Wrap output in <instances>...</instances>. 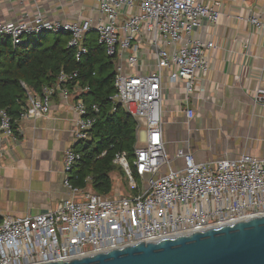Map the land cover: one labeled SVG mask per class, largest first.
I'll return each mask as SVG.
<instances>
[{"label":"built area","instance_id":"obj_1","mask_svg":"<svg viewBox=\"0 0 264 264\" xmlns=\"http://www.w3.org/2000/svg\"><path fill=\"white\" fill-rule=\"evenodd\" d=\"M93 1L100 13L96 20L49 19L36 10L17 21H0V38H10L13 46H27L34 36L64 33L69 36L67 46L77 49L79 59L86 52L82 46L85 36L96 32L106 54L117 59L116 93L111 99L120 103L137 123L138 142L131 165L125 153L116 154L114 163L124 171L129 188L139 192L134 196H99L90 189L71 187L69 173L80 155L72 148L66 149L63 186L70 199L44 213L2 217L0 264L70 261L264 215V158L243 154L197 162L183 149L170 156L163 142V79L166 77L172 84L182 82L186 98L193 92L197 73L208 70L205 52L213 47L193 34L202 20L218 22L220 3ZM246 21L255 28L264 27L257 18L248 17ZM140 43L152 49L154 69L147 74L127 73L126 67H135L141 58ZM70 78L61 72L57 84L43 88L41 95L28 93L26 106L16 121L0 110V158L5 140H16L20 122L47 116L54 95L65 102L73 99L63 85ZM255 102L264 105V89L257 91ZM72 110L76 116L73 140L78 142L86 139L97 108L92 106L91 113L78 100L73 102ZM185 116L189 121L193 111L186 109ZM130 166L138 175L140 186L134 181Z\"/></svg>","mask_w":264,"mask_h":264},{"label":"crops","instance_id":"obj_2","mask_svg":"<svg viewBox=\"0 0 264 264\" xmlns=\"http://www.w3.org/2000/svg\"><path fill=\"white\" fill-rule=\"evenodd\" d=\"M203 2L220 3L218 22L202 20L193 34L213 45L205 52L208 70L197 73L187 98L182 82L163 79L165 150L173 156L183 149L197 162L243 154L264 158V105L255 102L257 91L264 89V27L246 21L254 17L264 23V0ZM36 10L61 21L100 18L93 0H0V21H17ZM139 46L141 58L135 67H126L127 73L154 69L152 49ZM72 104V98L68 102L53 98L47 116L20 122L16 140H5L0 158L1 219L44 213L70 199L62 167L64 151L75 144ZM186 109L193 111L189 121Z\"/></svg>","mask_w":264,"mask_h":264},{"label":"trees","instance_id":"obj_3","mask_svg":"<svg viewBox=\"0 0 264 264\" xmlns=\"http://www.w3.org/2000/svg\"><path fill=\"white\" fill-rule=\"evenodd\" d=\"M68 40L69 36L64 33L52 34L51 38L46 33L39 35L32 46H29L32 38L27 46H13L10 38H0V110H5L16 121L26 106L28 93L41 95L43 88L57 84L61 72L70 76L63 85L73 95V102L81 100L91 113L94 112L92 106H96L97 113L86 139L72 146L80 158L69 173V184L73 188L90 189L99 196H112L117 171L128 183L114 158L118 153H125L131 165L138 142L137 123L120 103L111 99L116 93L117 59L106 54L105 47L97 41L96 32L85 36L82 46L86 52L79 59L77 49L67 46ZM85 88L87 91H83ZM130 169L134 181L139 183L135 170L131 166ZM128 186L125 187L128 194H119H138V189L131 190Z\"/></svg>","mask_w":264,"mask_h":264},{"label":"water","instance_id":"obj_4","mask_svg":"<svg viewBox=\"0 0 264 264\" xmlns=\"http://www.w3.org/2000/svg\"><path fill=\"white\" fill-rule=\"evenodd\" d=\"M46 264H264V215Z\"/></svg>","mask_w":264,"mask_h":264},{"label":"rangeland","instance_id":"obj_5","mask_svg":"<svg viewBox=\"0 0 264 264\" xmlns=\"http://www.w3.org/2000/svg\"><path fill=\"white\" fill-rule=\"evenodd\" d=\"M249 24V23H248ZM52 34L47 33L48 38H51ZM39 39V36H34L32 38V41L30 42L29 46H32L33 41H36ZM128 184V183H127ZM127 184H126V178L125 176H122V174H120L118 171L116 172V174L113 177V194H117V193H124L126 195V193L128 194V192L125 190V187L127 188ZM138 186L141 185L140 181L139 183H137ZM129 187V186H128ZM124 188V189H123ZM124 191H123V190Z\"/></svg>","mask_w":264,"mask_h":264}]
</instances>
